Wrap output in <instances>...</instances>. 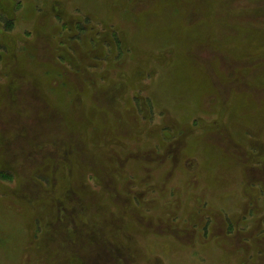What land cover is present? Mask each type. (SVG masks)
I'll return each mask as SVG.
<instances>
[{
	"label": "rangeland",
	"instance_id": "obj_1",
	"mask_svg": "<svg viewBox=\"0 0 264 264\" xmlns=\"http://www.w3.org/2000/svg\"><path fill=\"white\" fill-rule=\"evenodd\" d=\"M0 264H264V0H0Z\"/></svg>",
	"mask_w": 264,
	"mask_h": 264
},
{
	"label": "bare ground",
	"instance_id": "obj_2",
	"mask_svg": "<svg viewBox=\"0 0 264 264\" xmlns=\"http://www.w3.org/2000/svg\"><path fill=\"white\" fill-rule=\"evenodd\" d=\"M4 1V3L7 5V6H9L10 5V2H11V0H3ZM49 4V3H48ZM164 11H165V13L164 14H166L168 17H170L171 16V18H172V12H170V10H169V7L168 8H165L164 9ZM43 15H41V16H44L43 18H41V19H39L38 21H37V27H38V32H37V34H38V37H40V36H42V31L45 29L44 28V22H43V20H45V18H48L47 16H46V13H42ZM162 19V17H158V21L159 20H161ZM164 19V18H163ZM173 19H177V18H173ZM142 22H144V21H142ZM165 26V25H164ZM174 26L176 27V24H174ZM48 31L49 32H52V28H50L49 27V29H48ZM176 31H184V32H186L187 31V29L186 28H184L182 25H180V23H178L177 22V29H176ZM12 37V35H10L9 36V38H11ZM51 57H53V53H54V51H51ZM52 58H50V62H52ZM65 63V62H64ZM52 92H54V91H52ZM52 92H49V94L50 95H52V96H54V95H56V93L54 92V94L52 93Z\"/></svg>",
	"mask_w": 264,
	"mask_h": 264
}]
</instances>
